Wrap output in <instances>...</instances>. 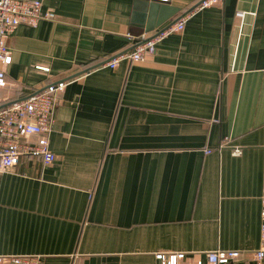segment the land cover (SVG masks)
<instances>
[{
	"label": "crops",
	"instance_id": "1",
	"mask_svg": "<svg viewBox=\"0 0 264 264\" xmlns=\"http://www.w3.org/2000/svg\"><path fill=\"white\" fill-rule=\"evenodd\" d=\"M46 0L10 38L17 99L68 82L50 149L0 174V256L161 264L261 247L264 0ZM193 10L192 12H190ZM190 12V13H188ZM188 13L140 63H108ZM238 149L240 153L235 155ZM211 151V153H207Z\"/></svg>",
	"mask_w": 264,
	"mask_h": 264
},
{
	"label": "built area",
	"instance_id": "2",
	"mask_svg": "<svg viewBox=\"0 0 264 264\" xmlns=\"http://www.w3.org/2000/svg\"><path fill=\"white\" fill-rule=\"evenodd\" d=\"M46 0H0V174L17 167L23 158L41 159L45 166L56 161L50 149V135L56 121L57 105L68 82L60 81L48 85L42 92L24 99L16 98L18 86L8 80V69L13 64L10 38L21 25L37 27L42 20H54L55 13L44 10ZM223 0H202L196 9H206ZM195 9V10H196ZM188 14L169 24L152 37L143 35L132 38L133 49L121 53L108 66L115 69L119 62L134 63L144 61L154 55L157 45L174 33H182ZM211 153V151H207ZM240 151L236 149L235 155ZM261 211V247L253 254L252 263L264 264V191ZM240 251L217 249L205 255L184 252L158 253L156 259L161 264H233L241 260ZM41 256H0V264H42Z\"/></svg>",
	"mask_w": 264,
	"mask_h": 264
},
{
	"label": "water",
	"instance_id": "3",
	"mask_svg": "<svg viewBox=\"0 0 264 264\" xmlns=\"http://www.w3.org/2000/svg\"><path fill=\"white\" fill-rule=\"evenodd\" d=\"M196 7H197V6H196ZM196 7H195L193 10H195V9H196ZM193 10H191L190 12H192ZM190 12H188V13H190ZM188 13H187V14H188ZM175 22H176V21H175ZM175 22H173V23H171V24H174Z\"/></svg>",
	"mask_w": 264,
	"mask_h": 264
}]
</instances>
